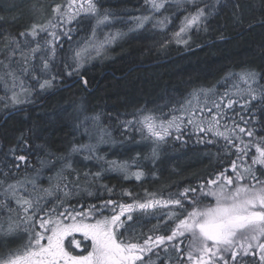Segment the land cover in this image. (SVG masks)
Instances as JSON below:
<instances>
[{
    "label": "trees",
    "instance_id": "1",
    "mask_svg": "<svg viewBox=\"0 0 264 264\" xmlns=\"http://www.w3.org/2000/svg\"><path fill=\"white\" fill-rule=\"evenodd\" d=\"M38 1L45 4L43 0ZM47 1L49 8L59 0ZM6 3L0 0V61L3 62L0 68L15 59H9L10 51L5 48L9 40L15 37V34L20 35L23 32L20 30L27 27V22L35 19L28 13L27 0H20L14 4ZM98 3L103 10L116 18V16L134 13L139 9L142 11L146 0H98ZM216 4L217 0L212 3V5ZM212 5H209L208 10L214 14L209 16L206 28L201 25L189 31L188 37L193 38L191 42L175 44L169 39L160 42L159 38L149 36L145 31L137 35H132L130 32L131 37H128L129 34L125 35V38L115 44L109 57L106 56L108 58L101 57L92 61L71 76L62 71L69 67L70 71L72 70V65L68 62L69 54L72 53L69 49L72 42L62 36L56 42V56L50 61L49 73L29 71L21 75L20 71H16V74L24 80L29 94L21 93L19 95L21 103L15 106L8 99L11 96V86L5 83L10 79L7 77L1 79L0 74V181H5L3 185H0V201L8 199L2 188L7 187V184L24 180L25 176L38 172L43 167L52 168V170L55 167L59 170L63 167L62 162L59 163L57 159L68 151L70 142L80 139L81 133L91 126L88 120L85 122L87 128H78V123L85 115L99 117V122L95 123L111 135V145L116 158L132 157V161L139 163L146 174L140 180L122 179L115 172L105 174L108 175L106 177L102 175L100 182L97 181L100 187L97 188L92 184L88 189L93 193L92 196L86 193L81 194L83 193L81 192L79 195L68 198L67 203L80 201L81 204L99 206L107 199L113 201L115 199L118 203H129L137 199L124 198L119 192L115 198L113 191L110 194L101 187L102 185L111 189L117 187L121 189L120 191L128 188L133 192L137 191L136 193L151 190L149 188L156 185L157 192L167 195L168 188L176 189L184 182L189 183L187 188H198L208 179H214L216 174L223 171L225 167L229 168L231 162L237 159L235 150L226 148L225 144L221 143L225 142L224 139L216 137L213 132L205 131L208 139L213 136L217 140L211 144H203L197 140L194 132H200H191V128L187 130L186 127L179 131L182 136L178 141L174 138L175 132L166 138L165 141L168 143L162 142L158 146L147 139L153 144L149 147L164 149L160 154L155 150L153 155V151L149 149L148 152H142V142L147 137L146 134L140 135L143 133L140 132L137 124H126L142 110H155L157 115L162 114L163 117L184 112L186 125L191 126L187 124L189 113L194 111L201 114L200 109L205 104L207 107L212 106L213 97L219 100V97L227 92L226 86H230L224 81L231 78L229 75L236 71L255 70L261 74L259 83L264 86V0H219L217 8L213 9ZM88 24L89 20H82L78 24L73 23L71 39L79 38L83 32L81 27H86ZM39 42L43 44L45 41ZM37 57L34 66L36 69L41 67L40 58ZM59 59L67 62L69 67L64 65L62 71H58L55 64ZM60 65L62 66L63 63ZM3 69L5 72V67ZM34 76L39 77L41 82L44 79H51L52 76H55V80L50 88L42 92L37 80L33 79ZM201 90L203 92L212 90V94L204 96ZM16 91L19 93V87ZM191 97L194 98V106L192 109L190 107L185 109L183 105L189 102ZM229 98L238 99L231 96ZM224 102H227V98ZM242 103L241 99L239 104ZM239 104L233 110H225V115L232 119L221 120L220 131H224L222 127L226 124L231 128L233 119L237 123L240 122L239 117L244 114V110ZM252 107L262 108L256 103ZM199 118L205 121L210 118V115L205 110ZM245 119H248L247 115ZM259 120V123L248 125V127L259 129L255 133L257 139L264 137V109L261 111ZM136 136H141L142 139ZM21 137L30 147L24 151L18 148L15 155L27 156L31 165L20 164V167L16 168L15 165L18 162L10 149L18 145ZM243 139L247 143L250 138L245 136ZM120 150L127 151L128 156L117 154ZM111 153L113 151L108 154ZM162 153L171 155L172 159L166 164L155 162ZM255 154V149L252 148L249 157L243 161L245 166L251 163L250 157ZM72 155L84 159L81 154L72 153ZM50 162L52 163L48 166ZM80 164L82 168H76V165H73L76 170L85 172L88 169L86 161ZM167 166L177 168V172L165 169L168 168ZM28 169H32L30 173L27 172ZM178 169L186 172L181 174ZM253 170L259 175L260 171L264 170V166H253ZM165 171L170 172L171 175H167ZM5 173H7L6 180ZM80 174L83 175V173ZM65 175L69 173L65 172ZM260 178L264 179V176ZM247 182L246 180L244 183ZM27 189L30 190L28 185ZM106 196L110 198H105ZM49 204L50 202L47 203V207L50 208ZM11 206L16 207L14 203ZM3 214L5 213L0 212V217ZM136 221L134 220L136 223L134 229L139 230L140 225L138 226L137 223L141 221ZM10 243V239L0 240V253L11 247ZM226 258L228 259V256ZM242 259L244 264H259L258 256Z\"/></svg>",
    "mask_w": 264,
    "mask_h": 264
},
{
    "label": "snow or ice",
    "instance_id": "2",
    "mask_svg": "<svg viewBox=\"0 0 264 264\" xmlns=\"http://www.w3.org/2000/svg\"><path fill=\"white\" fill-rule=\"evenodd\" d=\"M170 0H151V8L153 12L163 10ZM203 3V0H200ZM178 4H190L195 7V11L186 15L175 33L176 37L182 38L189 33L190 30L199 28L204 25L209 16L214 12L209 11V5L204 7L197 6V0H176ZM219 6V0L216 5H212L213 9ZM56 22L48 21L47 24H33L31 29L21 32V37H31L34 47L29 46L27 39L25 40V48L28 49L30 58L34 61L37 56L40 58L41 67L30 69L29 55H25L21 50V42L16 37L9 40L6 50H10L9 59L19 54L23 58L24 66L20 69L21 75L27 74L29 71H40L44 74L50 72V61L56 56V42L61 39V35L55 31L57 27L63 28L64 24H71L78 16L92 17L96 21V25L107 26L110 22L111 13L103 10L98 0H67L65 5L57 4L52 9ZM151 16L137 18L138 27H143L144 23L151 20ZM167 18L158 21L162 26L166 23ZM51 29V31H49ZM71 29L63 32L62 35L71 40ZM40 33H44L51 39L43 44L38 42L37 38ZM123 35L120 32L109 34L103 41L94 42L95 30L93 31V40L86 41L83 45L72 51L71 60L74 64L72 70L67 74L71 76L74 72H78L85 61L91 56L92 52L97 55L101 50L111 43L113 40ZM180 42L187 43V40L181 39ZM3 62L0 61V64ZM6 71L5 76L11 81V103L15 106L21 103L19 95L29 94L28 88L25 87L24 80L16 74L11 64L4 65ZM66 67H69L66 65ZM245 87L233 85L236 88L234 95L238 99L229 98V93L225 92L219 97L218 101H213L211 107L205 104L201 107V115L206 110L210 118L207 120V128L203 121L195 119L196 113H189L187 123L197 127L200 132H213L216 137L223 138L225 147L234 149L237 159L231 162L230 168H225L219 172L214 179H208L206 183L198 186L199 198L206 199L212 197L215 204L204 208L192 207L191 211L184 208V202L195 205L196 200H189V195L195 196L197 188H186L178 195L176 199H155L148 198L143 202L133 200L132 203H118L111 199L104 201L99 206L90 205L87 211H74L65 206V201L73 196L85 192L92 196L89 187L95 184L103 174L101 172L83 174V182L81 174L73 167L71 154L81 151L89 153L94 152L92 146L73 145L68 156L61 157L65 161L63 167L59 170L54 178L55 184H51L48 188H41L38 191V185L35 179L17 180L14 183L7 184L4 189L8 199L0 201V212L6 213L8 228L5 230L3 224L0 223V233L3 236L15 234L23 228V232L27 234L28 240L21 248L10 249L7 254L0 253V264H152L151 255H156L160 259V252L165 254L170 249L178 254V259L183 264L185 255L190 264H229L226 256H230L234 264H239L238 257L244 258L248 256L257 257L259 264H264V170L260 174L253 170V166H264V137L256 138L255 133L259 129L248 127L251 123H259V116L264 109V86H261L259 80L261 74L255 70H245L240 74H232ZM37 80L41 91L50 88L55 76L51 79H44L42 82L39 77H33ZM85 85L87 81H84ZM19 87V93L16 88ZM209 92L211 90H208ZM201 92L207 96L208 92ZM227 102L225 103V99ZM242 104H239L240 100ZM256 103L262 106L261 109L252 107ZM190 104V102H189ZM239 104L244 110V114L239 117L240 122L237 123L233 119V126L228 128L225 126L224 131H220V122L224 119H232L225 115V110H233ZM245 115L248 119H245ZM93 121H97L99 117H86ZM183 122L181 117L171 116L168 119L163 115H157L155 110H142L139 115H134L132 121L126 124L140 125V131L147 133V139L151 140L155 145L164 142L167 137L171 136L172 129L180 131V123ZM243 125V126H241ZM250 138L247 143L243 137ZM180 137L178 136L177 139ZM211 143V141H209ZM29 145L22 137L18 145L14 146L10 151L18 162L27 163L25 155L16 156L15 152L29 149ZM255 149V155L251 156V163L247 166L243 161L249 157L250 150ZM155 155V149L153 150ZM85 160H103L102 157L88 155ZM241 161V163H237ZM134 165L127 162H108L107 171H120L129 173ZM16 168L20 167V163H16ZM74 174L73 179H69V175ZM233 173L229 175L227 173ZM136 180H140L144 173L142 170L130 173ZM5 180L7 179V173ZM125 178H128L127 175ZM248 181L244 183L243 181ZM5 181H0L3 185ZM32 185V191L29 192L26 185ZM106 191L112 192L111 188L102 185ZM18 189H23V193ZM40 193H43L41 195ZM123 195L132 196V193L125 192ZM154 197V194H149ZM56 200L51 208L47 207L48 198ZM42 201H45L42 203ZM15 204V208L11 204ZM175 206L180 209L181 213L187 212L182 219H179L175 212L168 214V221L178 219V223L171 230L169 235L147 236L140 242L139 237L135 234L125 236V233H133L132 223L134 221L133 213H145L149 210H155L157 207ZM82 207V206H81ZM63 208V211L59 209ZM106 209L111 210L110 216H104ZM16 217L15 219L13 217ZM100 216L102 218L95 219L94 222H88L90 218ZM70 221V222H68ZM168 221H165L167 224ZM37 227L39 231H37ZM75 233H81L85 239L91 240V251L87 255L73 256L64 246L65 239L73 236ZM187 243L185 244V240ZM43 243L42 241H45ZM72 243L76 248L80 247V242L73 239ZM182 246L188 250L186 253L182 251ZM163 264V261H161Z\"/></svg>",
    "mask_w": 264,
    "mask_h": 264
},
{
    "label": "rangeland",
    "instance_id": "3",
    "mask_svg": "<svg viewBox=\"0 0 264 264\" xmlns=\"http://www.w3.org/2000/svg\"><path fill=\"white\" fill-rule=\"evenodd\" d=\"M1 1H4V2L6 1L7 2L6 4H14V3L20 2V0H1ZM43 1L45 2V4L44 3H40L38 0H27L26 8L28 10V13L32 16V18H35V19L32 20L31 22L28 21L27 22V27L21 29L20 31H22V30H23V32L28 31V30L31 29L33 24L44 25V24H47L48 21H50V20L55 23L56 20L54 18V13L52 11L53 7L55 5H57V4H60V5L63 6V5H65L67 3V0H59V1H56V4H54V5L52 4L51 7L49 6V8H48V3L49 2L47 0H43ZM214 1H216V0H203V3H201L200 0H197V6L198 7H203L205 4H207V5L211 4L212 5V3ZM106 3H108V1ZM194 11H195V7L191 6L190 4L181 5V4L176 3V0H170L168 5L163 10H161L159 12H153L152 8H151V0H146V4L144 5L142 11H140V9H139V10H136V12H134V13H129L127 15L116 16V18L112 16V18H111V20H110V22L108 23L107 26H105V25L97 26L95 19H93L92 17L81 15V16L76 17L71 24H64L63 28L57 27V29L55 31L57 32V34H60L61 38H62V36H63L62 33L63 32H66L69 29L74 30V28L72 27L73 23L76 22L78 24L82 20H89L88 26L81 27L82 30H83L82 35L79 38L77 37V38L71 39L72 43L69 46V49H70L71 52L73 50H75L77 47L83 45L86 41L93 40V31L94 30H95L94 42L103 41L105 39V37L107 35H109V34H115L117 32H120V33L123 34V35L119 36L118 38H116L115 40H113L111 43H108L107 45H105V47L101 50L99 55H97L95 52H92L91 56L83 64V66H84V65H86V64H88V63H90L92 61H95V60L101 58V57H103V58L106 57V56L109 57V54H111V52L113 51V48H114L115 44H117L120 40L125 38V35L129 34L128 37L129 38L131 37L130 32L132 33V35H137L138 33L145 31V33L148 34L149 36H156V38H159L160 42H164L165 39H169L170 42H174L175 44L176 43L187 44V43L180 42V40L183 39V40H187V42H191L193 40V38L190 37V36L188 37L189 33L187 35H185L184 37H182V38L176 37L175 33L179 30V27L181 26V23H182L184 17L186 15H189L190 13H192ZM146 16H151L152 17L151 20L146 22V23H144L143 27H138L137 18H143V17H146ZM174 16H176V17L174 18ZM165 18H167V21H166V23L163 26L158 23V21L165 20ZM76 28L77 27L75 26V29ZM49 31H51V29H49ZM15 37L18 40H20V42H21V50L24 51L25 55H29V64H28V66H29L30 69H33L34 66H35V61H36V59L38 57L33 61L30 58V54L28 52V49L25 48V43H24L25 40L27 39V41L29 42V46L30 47H34L33 46L34 44L32 42V38L30 36L27 37V38L21 37L20 35H17V34H15ZM49 39H51V37L47 36L44 33H40V35L37 38L38 42L39 41L42 42V40L43 41H47ZM5 46L6 45H4V47ZM71 56H72V53L69 54L68 62L71 63L72 67H74V64H73V62L71 60ZM108 57H106V58H108ZM13 58H15V59H13ZM13 58H12L13 60L10 61L12 69L15 70V71H20V69L24 66L23 58L19 54H17V56H15ZM60 63H63V65L61 66ZM55 65L57 67V70L59 71V70L62 69V67L64 65L66 66V65H69V64L67 62H62V60L59 59L56 62ZM3 68L4 67L0 68V74L2 75L1 79L6 77ZM69 71H70V67H69V69L65 68L62 72H67L68 73ZM241 72H243V71H236V72H234L232 74H240ZM232 74L229 75L231 78H228V80L226 79L224 81V83L225 82L229 83L230 86L227 85L226 86V90L229 93V97L231 96L232 98H234V97H237V96L234 95V93L236 92V88L233 87V85H238L241 88L245 87V85L241 84L239 82V80L235 76H233ZM5 83L8 86H11V81H8V82H5ZM222 89H224V88H222ZM45 90H43L42 92H44ZM205 92H208V96L210 94H212V90L210 92L209 91H205ZM192 97H194V95ZM192 97L189 100L190 104H189V102H187V103L185 102V104L183 105L184 108L186 107L185 109H188L189 107L191 109L193 108V106H194V100L193 99L194 98H192ZM212 100L217 101L218 98L217 97H213ZM183 113L184 112H182V113L179 112L177 115H173V116L181 117L182 120H183L182 123L179 120L177 121V123H180V130H182L183 128L186 127L187 130H189L191 128V132L192 131L193 132L194 131L200 132L198 130V128L194 127L193 125L187 127L186 122H185V118L183 116ZM185 113H187V111ZM75 115H78V114L75 113ZM86 117H91V116L90 115H88V116L85 115L83 117V119L80 121V123H78V125H79L78 128H81V129L84 128V127L87 128V126H85V122L88 121V120H90V122H91L90 125L91 126L88 127V130H84V132L81 133L80 139H75L76 141L70 142V144L68 145L69 147H67L68 151L65 154H63L62 156H60L59 159H57V161L59 163L62 162V164L64 165L65 161L63 159H61V157L68 156V154L70 152V149L72 148L73 145L92 146L93 149H94V152L89 153L87 151H81V152H77V154H81L83 157L88 156V155H94V156H97V157H102L103 160L93 159V160L89 161V160L83 159L82 157H78V156H75V155L71 154V160L73 161V164L76 165V168H82V165L80 163H82L83 161H86V166H87L86 168H88V169H86L85 172L89 171L91 173H96V172H101L102 170H104L102 175H104L105 177L108 176V175H105V174H108V173L112 174V172H115L116 174L120 175V177L122 179H134V180H136L135 177L132 176L130 173L136 172L138 170V168H139V170H142L140 165H139V163L132 161V159H131L132 157H128V158H125V159L116 158L115 155H114V153H115L114 149H112L113 146L111 145L112 144L111 143L112 141L110 139L111 135L108 134L106 131L102 130V127L100 129L99 128L100 125L98 126V124L95 123L96 121H93L91 119H87L86 120L85 119ZM170 117H171V115H168V116L163 117V118L168 119ZM196 117L198 119H196ZM199 117H202V115L200 113H196L195 119L197 121H201V120L204 121L203 119H201ZM207 120L208 119H205V121L203 122L205 128H207ZM188 125H190V124H188ZM225 126H227V124ZM225 126L222 127L224 130H225ZM137 127L140 128L141 126L137 125ZM227 127L230 128L229 126H227ZM171 131L175 132V133H173V135L175 136L174 137L175 139H177L178 136L179 137L182 136V135H180V132H177L175 129H172ZM194 133L197 135V140L201 141L203 144H211L212 142L217 141L213 136H210L209 139H208L207 135H206V132H200V133L194 132ZM140 135L147 136V133L143 132V134L140 133ZM136 137H141V136H136ZM141 139H142V137H141ZM178 140H180V138L177 139V141ZM209 141H211V143H209ZM151 142L147 141V138H145L144 142H142V144H143L142 145V147H143L142 148V152L143 153L146 152V151L148 152V149L151 150V151H153L155 149L156 153L160 154L162 152V150H164L163 148H160V147H149V146L153 145V144H151ZM164 142L168 143V141H164ZM221 143L225 144V142H221ZM111 150L113 151V153L108 154L109 152H112ZM163 153H162V155L159 156V158L155 159V162H161V164H166L168 160L172 159L171 155H169V154L168 155L167 154L163 155ZM117 154H120V155H122L124 157L128 156V152L127 151H123L122 152L120 150ZM110 161L127 162L128 164L134 165V166L130 168L129 173H127V174L126 173H122L120 171H107L105 169H107L108 162H110ZM16 162H18V161H16ZM187 162H188V160H187ZM18 163L22 164L23 166H30L31 165V164H29L28 158H27V163H24V162H18ZM51 163L52 162H50V164H48V166L51 165ZM74 165H73V167H74ZM136 165H138V166H136ZM151 165H153V164H151ZM167 167L168 168H165V169H169V170L173 171L174 173L177 172V170H176L177 168L173 169L171 166H167ZM31 170L32 169H28L27 172L30 173ZM78 170L79 169H77V171ZM178 171L181 174H184L186 172V171H184V170L182 171L180 169H178ZM58 172H59V169H57V167H55L53 170H52V168L49 169L47 167H43L38 172H34L32 174H29L28 176H25L24 179H28V178L35 179L36 184L38 185V191H39V189H41V188H48L50 186V183L51 184H55L56 180L54 178L56 177V174ZM78 172L79 173H83V174L85 173L83 171L82 172L78 171ZM165 172H167V175H169V174L171 175L170 172H168V171H165ZM143 173H144V175H143V177H144L146 173L144 171H143ZM227 174L233 175V173H231V172H229ZM126 175H127L128 178H125ZM73 178H74V174L69 175V179H73ZM81 180L83 182V175H81ZM243 182H245V181H243ZM203 183H206V182H203ZM98 184H100V183L96 182L94 184V186L95 187L97 186V188H99L100 186ZM188 184L189 183L184 182V183L180 184L176 189H175V187L168 188L167 189V195H161V194H163L162 192H157V190H156L157 188H155L156 185H153L151 188H149L151 190H146L144 192H140L139 191L138 193H136L137 191L133 192L132 190H130L128 188L125 189V191L124 190L120 191L121 189H119L117 187H114V189H112V191L114 193L113 195H115V198H116V195L118 194V192L121 195H123V193H125V192H130V193H132L131 197L126 196V195H123L122 197H124V198H135V199L137 198L136 200L143 202L142 198H147V199L148 198H154V197L155 198H176L177 196H179L178 195L179 192H182L184 189H186L188 187ZM27 185H28V187L30 189L29 191L31 192L32 191V185L31 184H27ZM27 185H26V187H27ZM2 188L4 190L6 187L4 186ZM22 190L23 189H18L19 192L23 193ZM84 193L85 192H83L81 194H84ZM40 194L43 195V193H40ZM149 194H154V197L149 196ZM96 195L98 196V194H96ZM196 197H199V189L197 191V194L194 196V198H196ZM49 198H50V200L48 202H50L49 205L52 207L53 204L56 203V200H54L51 197H49ZM69 198H71V197H69ZM100 198H102V197H100ZM105 198H110V197L106 196ZM189 198H192V197H189ZM210 198H212V197H210ZM92 199H95V198H92ZM107 200H109V199H107ZM102 201H100V202H102ZM79 202L80 201H75V203L74 202L67 203L65 201V206L68 207L70 210H74V211H87L89 209L90 205L83 204V203L81 204V202L80 203ZM125 204H127V203H125ZM214 204H215V201H214L213 205ZM91 205H94V204H91ZM172 209H174V207L171 208V206H170V207L164 208V207H159L158 206L155 210H153V214H154L153 216L152 215H147V214L146 215H142L141 214V216L139 218L141 220H143V221L146 220V223H149V224H145V225L144 224H139L138 221L140 219L138 217L134 218V220H137L136 222H138L137 223L138 226L139 225H144V226H141L142 228L140 227L141 229L139 231V232H144V233L143 234H135L137 237H139L140 242H142V240L144 238H146L147 236H149V235H151V236L165 235L166 236V234H158L156 232V230L161 227V224L163 223V222H161V220H164V222L168 220V214L172 213V211H171ZM59 210L63 211V208H61ZM106 210H107V212H103V215L104 216H110L112 214L111 210L110 209H106ZM6 215L7 214L5 213V214H3L0 217V223L3 224V228L5 230L8 228V222H7V219H6ZM13 218L15 219L16 217L14 216ZM100 218H102V217L94 216V217L90 218V220L88 222H94L95 219H100ZM158 219H160V220L158 221ZM68 222H70V221H68ZM36 230L39 231V228L37 227ZM167 235H169V234H167ZM6 239H10L11 240V243H10L11 247H9L7 250L3 251L2 253L5 252L4 254H7L10 249L15 250V249L21 248L22 245H24L26 243V241L28 240V236H27V234H25L23 232V228H21L15 234L9 235V236H3V234L0 233V240H6ZM73 239H75L76 241L80 242V247H81V250H82V252H81L82 254L81 255H87V253L89 251H91V245L89 244V240L85 239L81 233L80 234L75 233L73 236H69V237H67L65 239V242L68 245L69 249H71L74 253L78 250V248H76L75 244L72 243ZM42 242L46 243V240L42 241ZM187 250L188 249L186 247H184V246L182 247V251L184 253H186ZM159 255H160V259L159 260H158L156 255H151L152 264H161V261H163V264H177L178 254L174 250L170 249L167 254H165L163 251H161ZM228 260H229L230 264H234V262L231 261L230 256H228ZM238 262H239V264H244V260L242 258H240V257H238ZM145 264H148L147 259H146ZM178 264H181L180 260H179ZM183 264H190V262L187 261L186 255H185ZM218 264H219V262H218Z\"/></svg>",
    "mask_w": 264,
    "mask_h": 264
},
{
    "label": "flooded vegetation",
    "instance_id": "4",
    "mask_svg": "<svg viewBox=\"0 0 264 264\" xmlns=\"http://www.w3.org/2000/svg\"><path fill=\"white\" fill-rule=\"evenodd\" d=\"M189 197H192V198H189ZM189 197H188V199L189 200H196L197 201V203L195 204V205H191V204H188L187 202H184V208L187 210V211H191L192 210V207H198V208H204V207H207V206H211V205H213V203H214V201H215V199L214 198H206V199H200V198H194L192 195H189ZM176 198H180L179 196H177ZM176 198H171V199H176ZM145 199H147V198H142V200L144 201ZM155 199H161V198H155ZM162 199H170V198H162ZM114 201H116L115 199H114ZM133 202V200L132 201H130L129 203H132ZM172 207H174V209H172L171 211L172 212H175L176 214H177V216H178V218L179 219H182L183 217H184V215H186L187 214V212H183V213H181V211H180V209L179 208H177V207H175V206H171V208ZM141 214L142 215H154L153 214V210H149L148 212H145V213H141V212H135V213H133V216H134V218L135 217H140L141 216ZM140 219V218H139ZM160 219H158V221H159ZM140 221L141 222H139V224H149V223H146V220H141L140 219ZM168 221V220H167ZM142 222H144V223H142ZM161 222H163L162 224H161V227L160 228H158L157 230H156V232L158 233V234H170V232H171V230L175 227V224L176 223H178V219H175V220H171V221H168L167 222V224H165V222H164V220H161ZM136 223H134V221H133V223H132V229H133V233H125V236H128V235H131V234H143L144 232H139L140 231V229L142 228L141 226H144V225H140V227L141 228H139V230H136V229H134V225H135ZM174 225V226H173ZM168 227H169V229H168ZM78 234H80V233H78ZM89 240V244L91 245V240L90 239H88ZM67 241V240H66ZM85 241V240H84ZM187 243V239L185 240V244ZM64 246H65V249L69 252V253H71V255H73V256H78V255H81L82 253V250H81V247L80 248H78V250L74 253L71 249H69V247H68V245L66 244V242L64 243ZM183 247V246H182ZM178 262H177V264L179 263V259L177 260Z\"/></svg>",
    "mask_w": 264,
    "mask_h": 264
}]
</instances>
